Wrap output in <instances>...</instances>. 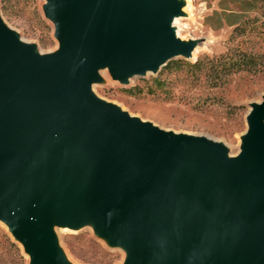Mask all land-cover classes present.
I'll return each mask as SVG.
<instances>
[{"label":"water","instance_id":"1","mask_svg":"<svg viewBox=\"0 0 264 264\" xmlns=\"http://www.w3.org/2000/svg\"><path fill=\"white\" fill-rule=\"evenodd\" d=\"M59 47L39 54L0 18V219L32 264H64L48 228L93 226L124 264H264V101L242 150L165 131L92 92L158 71L192 42L177 0H48Z\"/></svg>","mask_w":264,"mask_h":264},{"label":"rangeland","instance_id":"2","mask_svg":"<svg viewBox=\"0 0 264 264\" xmlns=\"http://www.w3.org/2000/svg\"><path fill=\"white\" fill-rule=\"evenodd\" d=\"M180 15L171 23L179 39L192 42L189 57L174 56L158 71L113 78L107 66L97 69L92 92L130 116L165 131L220 143L227 157L242 150V135L253 104L264 101V0H177ZM48 0H0V18L19 40L38 53L59 47L55 24L46 14ZM184 25V26H183ZM241 52L248 69L217 66ZM235 57V56H234ZM198 62L195 64V61ZM218 61V62H219ZM64 264H124L125 250L95 234L93 226L48 225ZM23 243L0 219V264H32Z\"/></svg>","mask_w":264,"mask_h":264},{"label":"trees","instance_id":"3","mask_svg":"<svg viewBox=\"0 0 264 264\" xmlns=\"http://www.w3.org/2000/svg\"><path fill=\"white\" fill-rule=\"evenodd\" d=\"M235 56V57H234ZM231 55L228 58V61H219L215 63L217 66H222V67H229L230 69L233 68L235 70H244L248 69L249 63H250V58L247 57L245 54H242L241 52H235V54ZM219 61V62H218ZM198 62L195 61V64Z\"/></svg>","mask_w":264,"mask_h":264},{"label":"bare ground","instance_id":"4","mask_svg":"<svg viewBox=\"0 0 264 264\" xmlns=\"http://www.w3.org/2000/svg\"><path fill=\"white\" fill-rule=\"evenodd\" d=\"M171 23H173V22H177L178 20H177V16H175V17H173L172 19H171ZM184 26V25H183ZM172 29L174 30V34H175V36H177L178 38H180L179 36H178V30H176L175 31V26H172ZM39 54H41V53H39Z\"/></svg>","mask_w":264,"mask_h":264}]
</instances>
